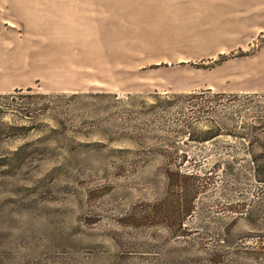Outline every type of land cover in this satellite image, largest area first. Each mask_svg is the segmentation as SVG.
<instances>
[{"label": "rangeland", "instance_id": "1", "mask_svg": "<svg viewBox=\"0 0 264 264\" xmlns=\"http://www.w3.org/2000/svg\"><path fill=\"white\" fill-rule=\"evenodd\" d=\"M256 169L264 0H0V264H264Z\"/></svg>", "mask_w": 264, "mask_h": 264}, {"label": "trees", "instance_id": "2", "mask_svg": "<svg viewBox=\"0 0 264 264\" xmlns=\"http://www.w3.org/2000/svg\"><path fill=\"white\" fill-rule=\"evenodd\" d=\"M255 163H257V161L255 160ZM258 166V165H257ZM257 170V169H256ZM257 174V176H259V171L257 170V172H256ZM261 173H263V174H261V176H259V180H262V181H264V172H261ZM178 189H181V186H180V188H178ZM183 212H185V208H183V206L181 205V203H178V213H177V219L179 220L178 222L179 223H181L182 222V219H183Z\"/></svg>", "mask_w": 264, "mask_h": 264}, {"label": "crops", "instance_id": "3", "mask_svg": "<svg viewBox=\"0 0 264 264\" xmlns=\"http://www.w3.org/2000/svg\"><path fill=\"white\" fill-rule=\"evenodd\" d=\"M55 66H59V69H60L61 71L63 70V69L60 68V67H62V66H68V68H66V70H68V71H70V72H72V71H78L77 68L75 69V67H78V66H77L76 64H74V63H71V62L66 63L65 65L62 64V63H56ZM2 91H4V90H2Z\"/></svg>", "mask_w": 264, "mask_h": 264}]
</instances>
